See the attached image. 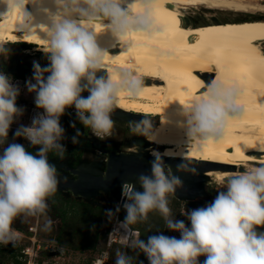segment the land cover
I'll list each match as a JSON object with an SVG mask.
<instances>
[{
    "label": "clouds",
    "instance_id": "clouds-1",
    "mask_svg": "<svg viewBox=\"0 0 264 264\" xmlns=\"http://www.w3.org/2000/svg\"><path fill=\"white\" fill-rule=\"evenodd\" d=\"M37 0H0L11 10L23 12L25 3ZM58 13L47 29L44 51L49 64L43 68L34 65L32 80L26 82L28 92L35 93L37 113L29 126L21 125L14 137H23L33 146L35 154L19 143H10L0 154V245L14 244L19 233L12 225L18 218L46 216L48 199L58 190L57 168L49 163L48 153L55 152L63 159L65 146L61 143L65 129L60 117L66 108L73 107L79 122L98 138L112 135V113L122 92L133 93L142 88V81L134 72L123 69L115 74L98 76L105 68L107 53L95 40L96 21H107L109 29L121 42L132 33L151 37L160 29L155 23L157 0H54ZM138 4L142 11H134ZM22 18V26L27 28ZM127 44L130 46L131 41ZM5 50L0 46V55ZM44 73H48L47 76ZM34 81V82H32ZM87 91V96L81 93ZM18 86L0 72V145L7 139L14 119L23 115L17 107ZM237 89L223 81L210 82L202 96L184 105L188 134L202 143L217 140L227 123L238 112ZM74 126V125H73ZM130 131L148 136V121L132 122ZM79 130L77 131V136ZM150 138V137H149ZM77 143V137H72ZM264 148V145H262ZM148 174L140 173L134 183L122 185L123 203L115 209H106L112 218L124 211L113 231H120L133 250L142 252L148 264H264V162L245 164L243 171L221 177L224 190L202 207L185 210L184 220L175 219L168 207L170 195L182 188L179 175L164 164L161 154L153 151ZM177 172L195 173L196 167L185 159L177 165ZM139 185L141 190H137ZM158 211L168 230L178 232L179 238L164 234L150 235L147 241L134 234L133 225L146 221L148 214ZM47 220L46 227L51 226ZM98 264H103L102 261ZM114 264H133V256L117 251Z\"/></svg>",
    "mask_w": 264,
    "mask_h": 264
},
{
    "label": "bare ground",
    "instance_id": "bare-ground-1",
    "mask_svg": "<svg viewBox=\"0 0 264 264\" xmlns=\"http://www.w3.org/2000/svg\"><path fill=\"white\" fill-rule=\"evenodd\" d=\"M200 5L252 15L264 11V3L255 0H157L154 19L160 31L151 37L132 33L124 43L105 27L107 21H96V44L107 53L102 70L108 75L127 69L142 81L138 93L122 92L117 106L127 113L160 116L150 135L158 146L150 144L149 154L235 167L264 162V18L196 26L184 21L183 10ZM133 10L142 11L138 4ZM57 13L54 0L25 3L22 13L0 4V43H34L44 51L47 29ZM23 17L30 18L24 21L27 28ZM216 81L235 85L239 110L230 113L235 119L217 140L202 143L188 134L184 105ZM230 171L206 174L219 180L236 173Z\"/></svg>",
    "mask_w": 264,
    "mask_h": 264
},
{
    "label": "rangeland",
    "instance_id": "rangeland-1",
    "mask_svg": "<svg viewBox=\"0 0 264 264\" xmlns=\"http://www.w3.org/2000/svg\"><path fill=\"white\" fill-rule=\"evenodd\" d=\"M258 3H264V0H255ZM184 13V21L187 23H190L191 25H201V24H207L210 22H218V21H243V20H251V19H257V18H264V11H257L254 13V15H250L251 13L246 12H238V11H232V10H221V9H209L205 6H198V7H189L185 10H183ZM247 14V15H246ZM26 43V52H21L18 48L20 44ZM0 46L3 47L5 50V56L13 55H24L27 53L32 59H38L41 58L42 55H46L47 53L43 50H39L37 48V45L34 43H27V42H7V43H0ZM264 48V43L262 44ZM23 49V48H22ZM36 52V53H35ZM40 55H39V54ZM2 55V56H3ZM48 55V54H47ZM117 108V106H116ZM118 109V108H117ZM37 113H40L39 111H33L29 123L31 124V120L34 116L37 115ZM148 116L154 120H156L158 123L160 122V116H155L152 114H148ZM16 125L20 126V119H15ZM114 122V121H113ZM29 124V125H30ZM61 126L65 129V132L77 127L79 124V120L76 118L75 120H70L68 122H61ZM116 125H120L121 127H128V133H130L133 136V133L130 131V124L124 123V122H114ZM28 125V126H29ZM74 125V126H73ZM153 129L150 131V135L152 133ZM113 133V132H112ZM130 139V138H129ZM114 142L118 147H121V139L119 137H114ZM150 145H148L147 148H149ZM129 148H133L134 150L138 151L137 144L131 143L130 140L126 141L124 145H122V149L124 151H127ZM152 156L151 154H149ZM252 164H258V163H250ZM244 166V165H243ZM243 166L236 167L235 171L230 172H238L243 171ZM209 176V179L207 181L208 187L215 191V195H217L218 191L224 190L222 185L219 183V180L214 176ZM214 196V195H213ZM71 200V198H67ZM66 198L64 200H67ZM169 203L168 207L171 210V215L174 217L178 207L181 208H187L189 209L192 205L198 207H202V203L200 201H197V203L186 201V202H178L175 197L169 196ZM79 202L81 199H78ZM110 200L112 203L108 208H106L105 205H93V206H87V205H79L75 201V206L70 207H48L46 216H40L35 218H18L16 221L13 222V227L17 229L20 232V236L17 239L16 243L12 244L15 247L21 248V251L18 258L14 259L10 256V254L7 252L4 256L0 258V264H31L32 262V255L23 253V249H26L27 247L30 248L32 253V248L35 247V259H41L47 260L49 264H90L96 257L103 254V252H107L109 254V258L111 260L115 259L116 252L119 251H126L129 255L133 256V264L137 263L141 257L139 255L138 250H133L129 246V241L124 238V236L121 234L120 231H113L116 222L114 221V217L110 221L105 216V210L106 209H115L117 205V195L114 194L111 196ZM83 203V202H82ZM124 211L121 212V216L124 217ZM101 217L100 224H98V219ZM161 215L158 211H152L148 214V219L146 221H143L141 223H138L133 226H139L141 228H135L137 232L135 234H138L139 238L142 234V228L146 230V232H149L150 235H153L156 233L155 226L157 225V220L160 219ZM51 220V226L46 227L47 220ZM34 225H38V234L37 238L41 240L42 242H53L56 244H59L63 248L67 249V253H65L63 256H40V252L36 250V246L34 243L30 240V231L29 227ZM263 229V228H259ZM158 234V233H157ZM160 234L168 235V229L165 226ZM172 235V233H171ZM112 238H116L117 241L121 242L120 244H115L117 242H112ZM124 245V246H121ZM127 247V249H125ZM73 249V250H72ZM75 250V252H74ZM0 251H7V247L4 245H0ZM205 256L198 257V260L203 263ZM142 260H144L142 258ZM148 262V261H146ZM34 263V261H33ZM146 264V263H145Z\"/></svg>",
    "mask_w": 264,
    "mask_h": 264
},
{
    "label": "flooded vegetation",
    "instance_id": "flooded-vegetation-1",
    "mask_svg": "<svg viewBox=\"0 0 264 264\" xmlns=\"http://www.w3.org/2000/svg\"><path fill=\"white\" fill-rule=\"evenodd\" d=\"M26 44H20L19 50L21 52H26ZM23 48V49H22ZM6 50V49H5ZM36 53V52H35ZM39 54V53H38ZM40 55V54H39ZM41 58L32 59L27 53L24 55H13L5 56L0 55V72L6 74L11 82L18 86L19 88V95L16 99L17 107H22L24 109L23 115L19 117L20 119V126L25 125L28 126L30 116L33 111H39L40 113L43 112V109H38L34 103L35 93H30L27 90L26 82L32 80L34 65H39L41 68L47 66L49 64L48 55H42ZM102 70V69H101ZM45 76L48 73H44ZM96 75L101 76L100 70L96 73ZM34 82V81H32ZM82 96H87L88 92L84 91L81 93ZM117 106V105H116ZM119 111H118V109ZM112 113V118L114 122H124L130 124L132 122L146 120L150 125V129L156 120L150 118L148 115L142 114L141 117L137 116H127L129 120H121L118 117V112L120 110L124 111L120 107L117 106ZM140 114V113H138ZM75 109L73 107L66 108L65 114L60 117L61 122H68L70 120H75ZM19 126L16 125V121L10 125L7 139L3 145H0V154H2L3 149L8 146L10 143H19L22 144L26 151L35 154L38 150L39 146H33L23 137H14V132ZM79 130V135L77 136V131ZM128 127H121L120 125L114 124L113 133L109 137H105L103 139L96 137L90 129L86 128L84 125L79 124L77 127L67 131L64 133V138L61 140V143L65 146V153L63 159L59 158L55 152L48 153V161L51 164H54L57 168V173L59 179L62 178H77L75 175L74 170H80L89 172L95 175H100L106 169V161L108 159V152L118 151V152H138L133 148H129L127 151L122 149V145L129 141L131 143L137 144L141 140L150 141V133L148 136L145 135H136L133 136L128 133ZM154 130V129H153ZM76 136L78 142L73 143L72 137ZM114 137H119L121 141V147H118L114 142ZM130 138V139H129ZM151 142V141H150ZM122 191V190H121ZM114 193H102L98 195L96 198L92 200H88L84 197H76L72 194L71 191L67 190H60L58 189L57 192L52 195L48 199L49 207H70L75 206V201L79 205H105L106 208L110 206L112 201L110 200L111 196ZM117 195V202L120 197V193ZM71 198V200L64 199ZM78 199H81L79 202ZM263 228V229H259ZM39 229V228H38ZM256 231L264 232V227H257ZM66 249V248H65ZM73 250V249H72ZM75 252V250H74ZM67 253V249L64 251V254ZM63 254V255H64ZM44 255H47L46 253ZM61 255V254H60ZM59 256V255H58ZM60 257V256H59ZM91 264V263H90ZM200 264H203L200 262Z\"/></svg>",
    "mask_w": 264,
    "mask_h": 264
},
{
    "label": "water",
    "instance_id": "water-1",
    "mask_svg": "<svg viewBox=\"0 0 264 264\" xmlns=\"http://www.w3.org/2000/svg\"><path fill=\"white\" fill-rule=\"evenodd\" d=\"M247 15V14H246ZM252 15V14H250ZM101 76H107L106 72L100 70ZM119 111V109H118ZM118 117L121 120H129L127 116L141 117L142 114L127 113L122 110L118 112ZM158 125L155 122L152 126L154 129ZM158 146L150 141L141 140L137 143L138 152H108V159L106 161V169L100 175H95L89 172L74 170L77 178H62L59 179L58 189L71 191L76 197H84L88 200L96 198L98 195L104 193H114L121 195L122 185L125 182L134 183L136 177L140 173L148 174L150 171V161L154 159L150 156L146 147L148 145ZM164 164L170 167L173 173L180 176L182 180V188L178 189L174 195L177 200L186 201H208L213 197V191L208 187L207 181L209 175L206 174L208 170H218L223 168H231L235 171L234 165L195 161L190 158L164 157L161 156ZM191 161L196 167L195 173L192 172H177L176 167L183 160ZM137 190H141L139 185H136ZM120 199V197H119ZM123 220L122 217L119 218ZM135 229L134 226H132ZM55 254L51 252L50 255Z\"/></svg>",
    "mask_w": 264,
    "mask_h": 264
},
{
    "label": "built area",
    "instance_id": "built-area-1",
    "mask_svg": "<svg viewBox=\"0 0 264 264\" xmlns=\"http://www.w3.org/2000/svg\"><path fill=\"white\" fill-rule=\"evenodd\" d=\"M213 197L212 198H210L208 201H203V202H201L203 205L202 206H204L206 203H209V202H211L213 199H214V197L216 196L215 195V191H213ZM123 203V198H122V193H121V195H120V199L118 200V202H117V204H122ZM195 208H197V207H194L193 209H195ZM185 210H188L187 208H181L180 209V213H179V215L175 218V219H178V220H184V222H185V224L186 225H189V222L187 221V219H186V217L183 215V213H184V211ZM123 211V209H121L120 210V212L118 213V214H116L115 216H114V221L117 223V221H119L120 219V217H121V212ZM190 226V225H189ZM30 229H29V231H30V236H29V238H30V240L34 243V245H37L36 246V250H38L39 252H40V256H45L44 254L46 253L47 254V256L49 257V256H52V255H50V253L51 252H54L55 254H53V255H59V256H63V254H64V251L66 250L65 248H63L62 246H60L59 244H56V243H53V242H42L41 240H39L38 238H37V234H38V225H32V226H30L29 227ZM18 231V230H17ZM133 231H134V234H135V232H137L136 230H134L133 229ZM18 233H19V236H20V232L18 231ZM179 233L178 232H173L172 231V235L171 236H175L176 238H179ZM17 241V240H16ZM16 241H15V243H16ZM117 242V243H119V241H117V239L116 238H112V242ZM23 251V253H25V254H29V255H32L33 256V258H32V262H31V264H49L48 262V259L47 260H43V261H41V259L39 258V259H35V255H34V252H35V247H33L32 248V253H31V250H30V248L29 247H27L26 249H23L22 250ZM61 254V255H60ZM33 261H34V263H33ZM100 261H102L103 262V264H114V260H111L110 258H109V254L107 253V252H103V254H101L100 256H98V257H96L92 262H91V264H98V262H100Z\"/></svg>",
    "mask_w": 264,
    "mask_h": 264
},
{
    "label": "trees",
    "instance_id": "trees-1",
    "mask_svg": "<svg viewBox=\"0 0 264 264\" xmlns=\"http://www.w3.org/2000/svg\"><path fill=\"white\" fill-rule=\"evenodd\" d=\"M23 44H26V43H23ZM178 202H180V201H178ZM191 202L197 203V201H191ZM203 204H204V203H203ZM194 207H196V206H193V205H192L189 209H193ZM179 213H180V209H179V207H178V209H177V211H176V213H175V215H174V218H176V217L179 215ZM100 221H101V217L98 219V224H100ZM134 227L137 228V229H138V228H141V227H139V226H134ZM163 227H164V219H163V217L161 216L160 219L157 220V225L155 226V228H156V233L153 234V235H157V233L160 234L161 231L163 230ZM171 233H172V231L168 230V235H167V236H171ZM148 236H150V233H149V232H146V230H145L144 228H142V234H141L140 239L145 240V242H146ZM120 243H121V242H119V243H115V244L118 245V244H120ZM121 244H122V243H121ZM121 246H124V245H121ZM6 247H7V251H6V252H4V251H0V258H1L2 256H4L7 252L10 254V256H11L12 258H14V259L18 258L19 254H20L19 251H21V248L15 247V246L12 245V244L7 245ZM125 249H127V247H125ZM139 255H141V257H140L139 261H138L137 263H135V264H145V263L148 264V262H146V261H148V260H147V258L145 257V255H144L142 252H139ZM142 258H143L144 260H142ZM110 259H111V258H110Z\"/></svg>",
    "mask_w": 264,
    "mask_h": 264
},
{
    "label": "snow or ice",
    "instance_id": "snow-or-ice-1",
    "mask_svg": "<svg viewBox=\"0 0 264 264\" xmlns=\"http://www.w3.org/2000/svg\"><path fill=\"white\" fill-rule=\"evenodd\" d=\"M97 29H99V25H97Z\"/></svg>",
    "mask_w": 264,
    "mask_h": 264
}]
</instances>
